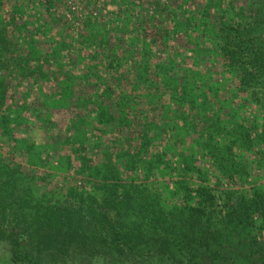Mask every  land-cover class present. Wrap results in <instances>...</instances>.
<instances>
[{
  "label": "trees",
  "instance_id": "trees-1",
  "mask_svg": "<svg viewBox=\"0 0 264 264\" xmlns=\"http://www.w3.org/2000/svg\"><path fill=\"white\" fill-rule=\"evenodd\" d=\"M52 3L0 0V240L12 262L91 240L114 257L158 247L185 264H264V183L249 181L252 168L264 176V0H169L153 20L128 14L78 37L40 21ZM25 81L47 115L27 110ZM76 91L85 101L61 127L48 111L70 110ZM1 151L74 176L55 189L63 202Z\"/></svg>",
  "mask_w": 264,
  "mask_h": 264
},
{
  "label": "rangeland",
  "instance_id": "rangeland-1",
  "mask_svg": "<svg viewBox=\"0 0 264 264\" xmlns=\"http://www.w3.org/2000/svg\"><path fill=\"white\" fill-rule=\"evenodd\" d=\"M53 3L51 4L48 14L47 15H41L40 21L41 22H51L52 19H54L56 22L53 23V31L56 32L59 31L60 24L65 25L66 33L78 37L80 35H83L84 32H92L91 29H101L106 27H110L109 25L114 22L118 21L119 19H124L126 15H131L132 18L138 19L143 18L145 20H153L154 16H158V8L161 6L167 5L169 0H142L137 6L134 5V8L131 9L129 5H121L118 4L119 0H52ZM31 2H34V4L41 3V0H31ZM32 5L27 4L26 6H23V8L27 7L26 12H29L31 15L35 14L36 11L30 10ZM32 9V8H31ZM32 15V16H33ZM50 15V16H49ZM160 18V17H159ZM34 21L35 18H31V21ZM157 22V21H156ZM30 83L28 81H25V83L21 86L20 89L21 94H25L27 99V110L31 111L36 108L42 109V116L47 115L44 113V107L42 106V96H40V92L35 91L32 92L35 93V97L30 95ZM42 92V91H41ZM80 91L74 92L73 96L68 98V109L70 110H55L50 109L49 115L51 116L50 120H57L61 127H64L65 124H68L70 122V111L74 108H77L78 105H83L82 101L80 100L82 96H80ZM77 105H76V104ZM19 104V103H18ZM75 110V109H74ZM219 114H221V118L226 113H222L219 111ZM54 115L56 117L54 118ZM238 119L241 118V116L236 115ZM65 123V124H64ZM222 124L224 125V128L227 130H224V132L229 133L230 131L236 129L234 126L238 123H235L234 120L229 121L228 119L222 120ZM56 128L53 127V133H62L63 128ZM237 132V131H236ZM31 139L34 140H40V137L31 136L32 133H29ZM30 139V140H31ZM39 142V141H38ZM1 148H5L4 144L0 143ZM1 153L4 156V165L8 168L10 167L13 171L19 172L23 175H27V177L32 176L31 174L38 175L37 173H42V179L37 182V184L40 186V188L43 191H46V194H43L46 198H51L54 200H58L60 203L63 202V196L62 194H57L56 190L61 191L63 188V184L65 183L64 178L71 180V177H74L72 175L63 177L61 172L51 173L47 174L44 170H34L30 166L29 162H27V159L23 155H19L18 153H13L12 155L6 154L1 151ZM56 164V163H55ZM253 175L252 178L249 180L250 182L253 181V184L260 186L261 183H264V176L263 178L259 180H253L256 176L262 174L260 170H256V168H252ZM71 174V173H70ZM254 177V178H253ZM242 178V177H241ZM171 181L180 182L181 178L176 173L171 178ZM238 180V178H236ZM162 179V188L165 189L167 186L165 184L167 183ZM238 182V181H237ZM233 185L232 187H229L228 185L224 184L223 188L225 190L229 189L230 191L238 192L240 191L239 184ZM248 182V181H247ZM242 183L241 186L243 188L248 187ZM141 183V182H139ZM149 183L146 180L143 181V184L148 186L147 188L150 189V194H147L148 196L157 195L159 193L155 187H149ZM83 183L80 179L76 181V186H81ZM229 187V188H228ZM56 189V190H55ZM171 189L168 187V189L165 191V194H158L160 195V204L161 208L166 210L169 208L168 206H171V204L176 203V201H171L170 198L172 197V194H170ZM60 193V192H59ZM156 193V194H155ZM85 195V194H84ZM219 194H216L218 196ZM94 242L89 240L87 242V245L82 246H69L66 247L65 252L60 254L56 251H48L45 252L43 255L39 256V261L41 264H185L186 260L181 259L179 257H175L174 259L170 258V256L167 254L166 251L159 252L158 247H153L151 250H142L140 253L134 254V255H124L122 257H114L111 253L106 252L104 249L101 248H95L93 246ZM11 250L10 245L8 241L6 240H0V264H28L26 261H18L16 263L12 262L11 260ZM197 264H214L210 263L207 259H204L202 262L199 261Z\"/></svg>",
  "mask_w": 264,
  "mask_h": 264
}]
</instances>
